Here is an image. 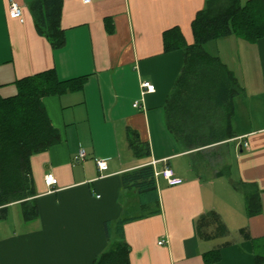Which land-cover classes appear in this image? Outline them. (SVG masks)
<instances>
[{
	"label": "crops",
	"instance_id": "crops-1",
	"mask_svg": "<svg viewBox=\"0 0 264 264\" xmlns=\"http://www.w3.org/2000/svg\"><path fill=\"white\" fill-rule=\"evenodd\" d=\"M9 1L0 0V96L15 94L17 80L48 70L72 80V87L41 98L59 139L31 156L34 195L26 200L36 204V214L24 218L20 200L0 206V264H92L119 237L127 243L129 264H207L203 254L216 248L220 257L211 264H255L242 230L251 238L264 236V37L210 40L212 52L203 44L236 83L244 76L243 88L233 99L234 136L187 149L165 116L183 47L166 51L163 34L175 28L182 43L191 44L192 21L208 0H62L64 42L56 47L36 27V0H14L22 22L9 15ZM230 47L241 65L225 52ZM143 81L154 90L143 93ZM136 144L147 151L139 154ZM80 149L85 157L77 159ZM204 149L213 160L223 153L225 165L197 162L193 152ZM96 159L107 163L102 175ZM144 165L152 166L156 199H143L122 182ZM165 166L180 184L168 185L156 174ZM47 172L57 179L53 188L44 183ZM235 182L259 192L261 212L247 215L246 189ZM209 212L219 215L229 236H199V220ZM213 230L209 225L203 231Z\"/></svg>",
	"mask_w": 264,
	"mask_h": 264
},
{
	"label": "trees",
	"instance_id": "trees-1",
	"mask_svg": "<svg viewBox=\"0 0 264 264\" xmlns=\"http://www.w3.org/2000/svg\"><path fill=\"white\" fill-rule=\"evenodd\" d=\"M61 1L36 0L31 4L38 31L48 36L55 47L64 42L59 27ZM191 30L193 42L186 45L175 28L163 34L164 49L183 47L184 57L165 103V116L168 128L179 142L187 149H197L234 136L230 117L233 99L240 92L233 72L220 57L206 52L203 44L229 35L249 42L264 37V0H246L244 3L240 0H208L205 8L196 13ZM15 86V94L0 96V206L20 200L24 218H30L37 212L36 204L26 200L34 195L31 156L46 150L59 139L58 130L51 124L41 98L71 88L72 80H60L54 70H48L21 78ZM133 147L139 154L147 151L145 146L140 148L136 144ZM218 173H226V170L221 169ZM122 179L123 183L127 181L125 185L137 188L143 199L146 196L156 199L151 165L125 173ZM234 184L239 190L246 189L247 215L261 212L259 192L251 185ZM122 223L118 222V230ZM209 225H213L214 230L207 234L204 231ZM198 229L201 238L227 235L225 225L214 212L200 218ZM242 233L253 244L255 264H264V236L251 238L244 230ZM106 238L109 239L107 233ZM128 255L127 243L119 237L97 255L92 264H129ZM203 257L207 264L215 262L220 257L219 248L205 252Z\"/></svg>",
	"mask_w": 264,
	"mask_h": 264
},
{
	"label": "built area",
	"instance_id": "built-area-1",
	"mask_svg": "<svg viewBox=\"0 0 264 264\" xmlns=\"http://www.w3.org/2000/svg\"><path fill=\"white\" fill-rule=\"evenodd\" d=\"M83 3H89L90 0H81ZM8 12L9 15L13 18L18 19L20 22L23 21V16H22V10L21 7L18 5L17 2H15L14 0H10L9 1V5H8ZM141 87L143 88V93L144 92H152L154 90V85L148 81H143L141 83ZM137 103L134 104V106H136ZM244 145L247 147V143L245 142ZM85 157V151L83 149H80L77 159H82ZM96 166L97 169L100 173V175H102V173L107 170V163L105 160L103 159H96ZM156 174H160L167 182L168 185H177L180 184L182 182V179L177 177L174 172L172 171V169H170L169 167L165 166L163 167L158 173ZM44 183L48 188H53L54 185L57 182L56 177L51 173V172H47L44 177H43ZM162 241H159L158 244H161Z\"/></svg>",
	"mask_w": 264,
	"mask_h": 264
},
{
	"label": "rangeland",
	"instance_id": "rangeland-1",
	"mask_svg": "<svg viewBox=\"0 0 264 264\" xmlns=\"http://www.w3.org/2000/svg\"><path fill=\"white\" fill-rule=\"evenodd\" d=\"M208 44H206L205 45V47H206V49L208 50V51H210V52H212V48H213V45H214V43L215 42H207ZM220 48V47H219ZM220 50H221V52H224L223 51V48H220ZM226 51L225 52H227V54H229L231 57H232V60H233V62L232 63H234L235 64V66L237 65L238 66V64H240L239 62V60L238 59H240V58H238L237 56H236V51H235V48H227V49H225ZM242 61V60H241ZM241 64H242V62H241ZM240 64V65H241ZM239 65V66H240ZM245 65V64H244ZM237 77V88L239 89V91L241 92L242 90H241V87L243 88V86H242V84H241V82H242V80L244 79V76H240V75H238V76H236ZM253 77H251L250 79H252ZM256 84V83H255ZM249 89H251L250 87H249ZM248 89V90H249ZM250 92L251 91H249V94H250ZM240 94H242V92L240 93ZM248 94V92H246L244 95H246V96H248L249 95ZM204 151H205V149L204 150H198V151H196V152H193V154L195 155L194 157H195V160L197 161V162H200V161H202V163L204 162V167L206 166L207 168L211 165V164H213V165H217L219 168H222L224 165H225V162H226V160H225V157H224V154L223 153H220V152H218L220 155L219 156H221V158L220 159H216V160H213V158L211 159L210 157H209V155L207 154H205L204 153ZM197 153V154H196ZM200 154V155H199ZM219 163V164H218ZM227 236H229L228 235V233H227ZM258 250L259 251H261L262 249L258 246Z\"/></svg>",
	"mask_w": 264,
	"mask_h": 264
}]
</instances>
